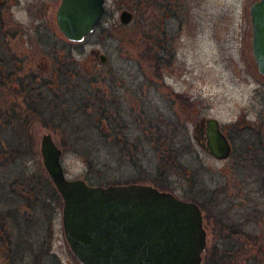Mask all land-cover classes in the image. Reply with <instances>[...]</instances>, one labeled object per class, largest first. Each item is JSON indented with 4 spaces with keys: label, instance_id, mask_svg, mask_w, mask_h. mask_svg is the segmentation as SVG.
Wrapping results in <instances>:
<instances>
[{
    "label": "rangeland",
    "instance_id": "374dc122",
    "mask_svg": "<svg viewBox=\"0 0 264 264\" xmlns=\"http://www.w3.org/2000/svg\"><path fill=\"white\" fill-rule=\"evenodd\" d=\"M255 1L105 0L99 25L70 43L56 25L60 0H10L9 19L28 36L12 46L26 56L21 68L45 71L47 53L58 48L77 63L78 91L111 95L126 116L127 132L117 133L115 142L93 110L98 99L84 93L78 111L73 97L61 107L57 98H45L47 115L56 105L64 126L50 129L31 117L22 125L15 114L13 126L0 125V264H81L65 240L62 199L53 194L42 164L43 133L61 148L66 178L94 186L149 184L195 202L207 232L204 252L212 250L213 264H264V183L258 167L251 170L237 158L248 137L261 132L264 139V76L251 47L249 7ZM122 10L132 14L125 25L119 22ZM48 72L55 75L54 68ZM90 73L96 77L92 84ZM12 102L0 99L1 109ZM209 117L235 143L226 160L214 159L195 139L196 123ZM149 121L181 140L173 144L183 151V164L158 167L155 147L136 142Z\"/></svg>",
    "mask_w": 264,
    "mask_h": 264
},
{
    "label": "water",
    "instance_id": "95a60500",
    "mask_svg": "<svg viewBox=\"0 0 264 264\" xmlns=\"http://www.w3.org/2000/svg\"><path fill=\"white\" fill-rule=\"evenodd\" d=\"M106 12L105 0H60L56 25L69 41L80 42ZM252 56L264 76V0L249 7ZM132 14L122 10L119 22ZM101 63L107 58L99 55ZM199 125H201L199 127ZM202 148L214 159L230 156L231 145L216 118H205ZM61 148L50 133L40 137L43 167L62 199L65 240L81 264H201L206 231L200 207L149 184L89 185L68 179Z\"/></svg>",
    "mask_w": 264,
    "mask_h": 264
},
{
    "label": "flooded vegetation",
    "instance_id": "af4514ba",
    "mask_svg": "<svg viewBox=\"0 0 264 264\" xmlns=\"http://www.w3.org/2000/svg\"><path fill=\"white\" fill-rule=\"evenodd\" d=\"M10 4V0H0V99L12 98L13 102L11 105L7 104L6 109H1L0 107V125L4 127L13 126L16 121L13 117L17 115V122L22 125L29 124L30 118V109H31V88H33V92L35 98H41L37 101L38 110L41 112H45L50 106L46 103L45 98L48 95L57 98L58 105L61 107L65 104L68 99H72V95L78 93L80 85L78 84L80 76L78 75L77 63L74 62L73 59L69 63L68 55L59 54L58 48L51 49L50 53H47L48 57H45V71L40 69V72H32L30 67L21 68V61H24L25 55H19L15 53L12 49L13 43L17 41L20 37H28L25 34V30H22L20 27H15V24L12 23L7 14V10ZM69 41V40H67ZM70 43H74L69 41ZM100 55V54H99ZM29 58V56L27 55ZM71 64V67L69 66ZM54 68L55 75H48V69ZM89 77V75H87ZM86 77V78H87ZM93 80H96L95 76H92L90 73V79H88V83L92 84ZM73 90L72 93L70 91ZM90 98V97H89ZM88 98V99H89ZM110 98V99H109ZM105 96V103L107 104V109L114 112L115 109V101H111L110 97ZM74 103L78 102V99H75ZM20 108L19 114L16 112V107ZM55 107H57L55 105ZM117 109V113H118ZM15 114V115H14ZM119 120L118 123L120 125L121 132H125L126 130V116H122V113H118ZM107 118L113 124L115 123V119L111 115H107ZM205 118H201L195 126L196 135L195 139L197 140L199 146L202 148L201 144H204V126L202 125V130L197 131L201 125L200 122ZM199 125V127H198ZM110 124L106 126V130H110ZM221 127V125H220ZM222 132L224 133L222 127ZM228 138L227 134L224 133ZM229 140V138H228ZM230 142V140H229ZM231 145V153L233 152V144ZM203 149V148H202ZM205 151V150H204ZM229 156V157H230ZM228 157V158H229ZM227 158V159H228ZM226 160V159H225ZM205 228V227H204ZM206 231V229H205ZM206 241H207V232H206ZM205 251V250H204ZM203 255V254H202Z\"/></svg>",
    "mask_w": 264,
    "mask_h": 264
},
{
    "label": "trees",
    "instance_id": "16d2710c",
    "mask_svg": "<svg viewBox=\"0 0 264 264\" xmlns=\"http://www.w3.org/2000/svg\"><path fill=\"white\" fill-rule=\"evenodd\" d=\"M161 1L166 2V4L168 3V0H161ZM99 23H98V25H99ZM33 90L34 89L31 88V93H32L31 94V102L32 103H31V109H30V117L33 120L34 119H43V120H40L41 124H43L45 127H48L50 129L56 128V126H60V127L64 126V124H63L64 122L60 121L59 120L60 118L59 119L56 118L58 115L56 116L55 107L50 108L49 115H47V113H46L47 109L45 110V112H41V111L39 112L37 101L40 100L41 98H38V99L35 98L34 94L36 92H33ZM72 92H73V90L70 91V93H72ZM81 93H84L85 95H90V99L92 98L91 96H93V98L96 97L98 99V103H97V106H95V108H94V106L90 100V104L92 107L91 109L94 108L93 110H95L94 111L95 115H98L99 119L106 122V124L111 125L109 127L111 130V133H113L115 135L114 140H115V142L119 143L120 141L116 137V134L120 133L122 130L120 129V125L118 123L119 115L117 113V109L114 110V112L110 111V113H109V111L107 109V104L105 103V98H103V96L100 93L99 94H96V93L93 94L87 90H81L80 92L78 91V93L74 92L72 97L74 99L80 100V98L83 96ZM101 96H102V99H99ZM76 105H75L76 111H78L80 109V107L78 106V104H76ZM108 113H109V115H111L115 119L114 124L112 122H110V120H108V118H107ZM65 116L66 115H63L62 117H65ZM143 123L144 122L141 121L140 124H143ZM146 126L147 127H143V128L138 129L139 134L136 138V142L138 143L140 141H142V142L146 141L147 143H150L152 145V147H155V152L157 154L156 156H157V160H158V162H157L158 167H161L162 165L166 166V165H172V164H176V163L183 164L181 162L182 161L181 156H182L183 151L181 150L180 147L173 144V143H175V144L181 143V140L178 138H175L173 135H168L166 133V131H163L160 128V126L153 125L152 121H149V123ZM149 126H152V127H149ZM125 132H127V131H125ZM125 132H122L123 136H124L123 133H125ZM146 132H148L149 134L145 135ZM138 139H140V140H138ZM229 140H230V138H229ZM241 140H242V138H241ZM230 141H232V139ZM20 143H23L22 145H24V146L26 145V142H25V140H23V138L20 139ZM125 143H130V141L125 139ZM232 144L234 145L235 143H232ZM241 146H242V148H239L241 151L238 152L237 158L242 160L244 165L246 167L247 166L250 167L251 170L254 168L256 169V167H258L259 172H256V174L259 173V176L260 177L262 176V178H259V179H260V181H263V183H264V139L261 136V132H260V134H257V137H252V136L248 137V142L241 143ZM125 147H127V146H125ZM234 150H235V148L233 146V153H234ZM248 170H249V168H248ZM159 171H161V170H159ZM151 183L153 185L161 188V184L157 180L152 179ZM158 184H160V185H158ZM262 185L263 184H259V187H261ZM52 188H53V194L57 195L59 197L60 195L56 191L55 187L53 186ZM185 196H187V195H185ZM257 213H260V211L258 210ZM234 234H236V233L234 231H232V236H234ZM230 244H231V246L229 245V246L224 248V251L227 252L228 254L231 253V251H232L230 248L234 247L232 243H230ZM213 256H214V253L212 252V250H209V251L207 250L202 255V263L201 264H213V261H212Z\"/></svg>",
    "mask_w": 264,
    "mask_h": 264
}]
</instances>
